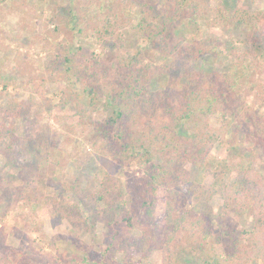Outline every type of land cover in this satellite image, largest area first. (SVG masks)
Wrapping results in <instances>:
<instances>
[{"label":"trees","instance_id":"obj_1","mask_svg":"<svg viewBox=\"0 0 264 264\" xmlns=\"http://www.w3.org/2000/svg\"><path fill=\"white\" fill-rule=\"evenodd\" d=\"M8 1L0 0V5ZM83 1L92 8L90 11L84 7L86 14L103 21L102 30L96 29L102 39L115 37L120 24H130L142 37L141 44L148 47L150 60L161 57L171 62L166 69H172L171 76L176 77L178 84L153 91L149 84L156 74L152 65H144L141 50H113L115 56L110 62L99 58L83 62V54L68 53L47 65L59 74L52 82L71 85L61 95V106L78 104L81 97H86L89 106L103 108L104 119L95 127L98 156L103 153L119 164L131 158L143 169L142 175L128 179L127 186L115 179L110 169L102 176L87 177L88 185L81 188L80 194L92 204L98 217L169 228L163 264H173L181 246L185 252H193L186 244L188 241L205 242V247L199 249L205 256L203 264H215V260L220 264H264V179L250 157L237 155L219 171L207 169L206 183H192L187 192L196 203L221 206L223 215L232 210L252 217L253 229L241 236L236 237L223 225L214 233L203 218L193 220L188 213H181L180 193L168 191L179 181L188 183L192 167H207L214 148L224 144L234 120H247L252 125L254 147L264 151V84L261 82L264 61L258 49L264 28V0H250L249 9L238 5L232 9L221 2L205 0ZM158 1H162L165 10L162 15L154 13ZM77 10L78 4L71 8V14ZM185 17L207 28H245L253 33L250 36L253 45L234 54L225 72H195L193 62L206 53L203 47L175 39ZM81 19L91 22L86 16ZM134 20L138 22L135 24ZM80 117L77 115L68 125L81 126ZM26 118L27 124H35L30 116ZM19 128L11 124L0 130V156L7 159L6 166L29 172L18 188V200L50 207L54 226L66 222L75 230L92 229L90 222H96L95 214L87 219L81 205L67 201L62 195H46L38 188L36 178L42 175V168L48 163L58 168L62 161L44 154L41 137L31 139L30 132L26 129L20 132ZM25 139L32 145L24 146ZM28 152L38 156L37 162L27 158ZM64 176L61 171L58 175L61 184L54 181L53 188L63 192L76 190L74 185L63 184ZM218 179L222 184L216 189ZM100 204L104 206L101 210ZM151 241L152 237L144 234L140 238L124 239L120 247L125 253L133 249L148 254ZM4 249L10 251L8 247Z\"/></svg>","mask_w":264,"mask_h":264},{"label":"rangeland","instance_id":"obj_2","mask_svg":"<svg viewBox=\"0 0 264 264\" xmlns=\"http://www.w3.org/2000/svg\"><path fill=\"white\" fill-rule=\"evenodd\" d=\"M205 1H218L229 8L236 5L245 9L251 7L250 0ZM77 4L78 10L72 15L70 10ZM84 7L92 11L88 2L83 0H9L0 5V130L14 124L20 127V132L25 129L30 132L31 139L41 137L45 144L44 154L53 155L62 162L58 168L52 163L42 168V175L36 178L38 188L46 195H62L67 201L81 205L87 219L96 215V222H90L94 227L89 231L75 230L66 222L54 226L50 207L43 203L30 205L17 198L18 188L29 176L28 170L6 166L7 159L0 156V264H163L164 261L163 250L171 232L169 228L136 220L128 224L115 217H98L92 204L80 194L81 188L88 185L87 177L102 176L110 169L115 179L127 186L128 179L139 177L143 169L131 158L119 164L101 152L98 156L95 127L104 119L103 108L89 106L86 97H81L78 104L61 106V95L70 84L52 82L59 74L53 68L48 69L47 65L68 53L83 54V62L98 58L110 62L115 51L141 50L144 65H152L156 74L149 84L153 91L175 86L178 80L171 76L172 69H166L171 62L161 57L149 59L148 47L141 44L142 37L133 26L122 23L116 29L115 37L102 39L96 29L102 30L103 21L92 19ZM154 13H165L162 1L155 4ZM82 16L89 17L90 24L81 19ZM133 22L136 24L138 20ZM261 33L258 49L264 61V28ZM251 35L253 33L239 26L228 30L207 28L201 22L185 17L175 32V39L203 47L206 54L194 61L192 68L195 72L211 73L227 71L233 55L253 45ZM118 38L124 41L120 42ZM261 82L264 84V76ZM77 115L81 116V126L75 123L69 126ZM27 116L35 122L33 126V123H26ZM252 133L253 127L247 120H234L224 144L214 148L207 167H192L188 183L179 181L168 189L180 193L178 208L181 213H188L193 220L203 218L214 233L219 230V225H223L236 237L241 236L244 231L253 229L254 219L232 210L223 215L221 206L196 203L187 192L192 183H206L207 169L219 171L225 162L237 155L250 157L264 179V151L255 149ZM25 140L24 146L32 145ZM27 158L37 162L38 156L28 152ZM61 171L65 174L63 184L74 185L76 190L63 192L53 188L54 181L61 184L58 179ZM225 176L228 182L229 175ZM221 184L218 179L214 186L217 189ZM100 205L101 210L104 206ZM144 234L152 237L150 253H138L133 249L125 253L121 249L120 243L124 239L132 240ZM187 243L193 252H185L181 246L173 257V264H203L205 256L199 249L205 247V242ZM4 247L10 251H5ZM217 262L215 260V264Z\"/></svg>","mask_w":264,"mask_h":264}]
</instances>
